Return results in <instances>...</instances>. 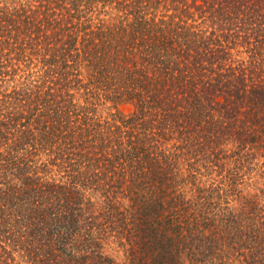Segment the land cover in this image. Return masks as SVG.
I'll use <instances>...</instances> for the list:
<instances>
[{
    "label": "trees",
    "instance_id": "1",
    "mask_svg": "<svg viewBox=\"0 0 264 264\" xmlns=\"http://www.w3.org/2000/svg\"><path fill=\"white\" fill-rule=\"evenodd\" d=\"M0 264H264V0H0Z\"/></svg>",
    "mask_w": 264,
    "mask_h": 264
},
{
    "label": "rangeland",
    "instance_id": "2",
    "mask_svg": "<svg viewBox=\"0 0 264 264\" xmlns=\"http://www.w3.org/2000/svg\"><path fill=\"white\" fill-rule=\"evenodd\" d=\"M125 113H128L130 111L129 107H123L122 108ZM112 111H116L115 108L111 109ZM107 108H104L103 112L106 115L108 111ZM107 251L111 253L114 257L117 258L118 261L123 262L124 261V251L122 248H120L116 243L110 244L107 246Z\"/></svg>",
    "mask_w": 264,
    "mask_h": 264
}]
</instances>
